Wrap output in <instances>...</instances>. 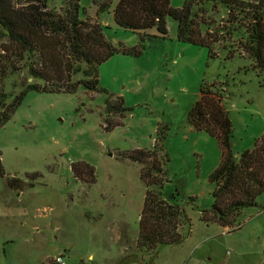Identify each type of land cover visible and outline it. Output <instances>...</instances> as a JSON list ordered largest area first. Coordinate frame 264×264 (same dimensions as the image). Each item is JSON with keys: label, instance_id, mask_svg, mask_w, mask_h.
Segmentation results:
<instances>
[{"label": "rangeland", "instance_id": "374dc122", "mask_svg": "<svg viewBox=\"0 0 264 264\" xmlns=\"http://www.w3.org/2000/svg\"><path fill=\"white\" fill-rule=\"evenodd\" d=\"M27 1L11 0V5L17 9ZM67 1L45 3L63 14ZM107 1V9L98 12L97 4ZM118 2H78L80 20L100 23L117 50L96 69L98 87L112 99L82 88L28 91L0 126V264H55L57 255L66 264H264V193L256 206L239 211L233 226L201 221L200 211L213 203L208 178L221 153L216 139L193 130L188 120L199 89L211 84L224 88L235 155L264 135V72L239 48L243 29L231 37L215 34L220 38L212 58L208 48L176 40L172 17L166 18L165 38L154 28L132 32L116 26ZM183 2L169 0L171 7ZM211 6L201 7L206 23L201 29L213 34L227 25V11ZM0 35V95L7 106L26 84L42 82L25 71L32 61L1 51L11 44ZM223 48L234 57L228 59ZM81 78V73L72 77ZM119 97L128 112L106 113V100L114 104ZM138 149L155 152L163 170L156 175L163 179L159 191L188 219L180 243L149 254L137 249L135 239L146 191L157 188L142 181L141 164L119 158ZM80 162L94 167V184L73 176L71 165Z\"/></svg>", "mask_w": 264, "mask_h": 264}, {"label": "trees", "instance_id": "16d2710c", "mask_svg": "<svg viewBox=\"0 0 264 264\" xmlns=\"http://www.w3.org/2000/svg\"><path fill=\"white\" fill-rule=\"evenodd\" d=\"M45 1L29 0L15 9L11 0H0V34L4 33L11 44L3 45L1 51L32 61L30 65L25 63V71L29 77L42 82L26 84L7 106H4L6 96L0 95V126L11 117L28 91L70 93L82 88L104 93L112 99L98 87L96 75L98 66L117 51L105 39L104 27L88 17L80 20L79 0L65 2L63 14L48 10ZM208 3L213 8L221 5L227 11V25L213 34L208 28L201 29L206 24L201 7ZM108 5L109 1L98 3V12L105 11ZM113 16L115 25L120 28L132 32L154 28L163 38L167 36L166 18L172 17L176 20V40L206 47L212 58L217 54L213 45L220 38L215 34L231 37L239 28L243 29L245 38L239 48L250 58L254 69L264 72V0H184L181 7H171L169 0H119ZM223 50L228 59L234 57L233 51ZM77 73H81L82 78L73 80ZM223 91V87L215 89L211 84L202 86L197 102L188 112V120L193 130L204 131L215 138L221 153L217 168L208 178L214 185L213 203L208 210L200 211V219L207 224L229 227L236 222L240 210L256 206L257 198L264 193V135L254 141L251 149L235 155L230 143L232 122L224 107ZM106 102V113L128 112L121 97L114 104ZM108 119L106 116L103 119L105 128ZM154 154V151L138 149L119 156L141 164L140 178L148 187L157 188L146 191L135 239L137 249L147 254L163 245L180 243L185 238L182 230L188 222L178 203L162 197L159 189L163 179L156 175H162L163 170L158 167ZM150 159L153 163L147 166ZM70 170L77 181L95 183L92 165L74 163ZM86 173L90 175L88 180H82L81 175ZM2 175L0 165V177Z\"/></svg>", "mask_w": 264, "mask_h": 264}, {"label": "built area", "instance_id": "2783aa9c", "mask_svg": "<svg viewBox=\"0 0 264 264\" xmlns=\"http://www.w3.org/2000/svg\"><path fill=\"white\" fill-rule=\"evenodd\" d=\"M264 211V210H263ZM223 233H227V229H224V232ZM264 252V251H263ZM54 263L55 264H66L64 259H63V256L62 255H57L55 256L54 258Z\"/></svg>", "mask_w": 264, "mask_h": 264}, {"label": "water", "instance_id": "95a60500", "mask_svg": "<svg viewBox=\"0 0 264 264\" xmlns=\"http://www.w3.org/2000/svg\"><path fill=\"white\" fill-rule=\"evenodd\" d=\"M239 155V153L238 154H236V156H238Z\"/></svg>", "mask_w": 264, "mask_h": 264}]
</instances>
